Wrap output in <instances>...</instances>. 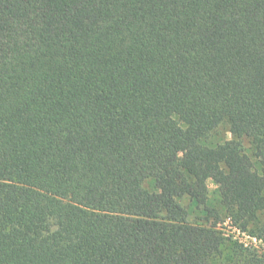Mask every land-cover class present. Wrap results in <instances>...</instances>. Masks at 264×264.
<instances>
[{"label":"trees","instance_id":"1","mask_svg":"<svg viewBox=\"0 0 264 264\" xmlns=\"http://www.w3.org/2000/svg\"><path fill=\"white\" fill-rule=\"evenodd\" d=\"M226 221L264 242V0H0V264H216Z\"/></svg>","mask_w":264,"mask_h":264},{"label":"rangeland","instance_id":"2","mask_svg":"<svg viewBox=\"0 0 264 264\" xmlns=\"http://www.w3.org/2000/svg\"><path fill=\"white\" fill-rule=\"evenodd\" d=\"M234 138L237 137L231 132L229 123H223L215 131H213V133L204 142L209 146H213L214 144ZM241 141L246 151L253 156L254 150L250 140L244 137ZM255 163L257 167L260 166L258 162ZM144 185L150 190H157L155 183L152 180H147ZM208 185L211 199H218V185L213 180H209ZM180 202L189 210V219L191 222L205 224L203 206L196 205L189 197L181 198ZM219 229L225 235L226 241L222 246V251L213 257V261L216 264H237L241 257L240 249L238 247L239 245H243L245 248L258 250L261 254L264 253V242L254 238V236L250 233L242 232L235 227H231L227 221L219 224Z\"/></svg>","mask_w":264,"mask_h":264},{"label":"built area","instance_id":"3","mask_svg":"<svg viewBox=\"0 0 264 264\" xmlns=\"http://www.w3.org/2000/svg\"><path fill=\"white\" fill-rule=\"evenodd\" d=\"M254 238H256V237H254ZM257 239V238H256Z\"/></svg>","mask_w":264,"mask_h":264}]
</instances>
